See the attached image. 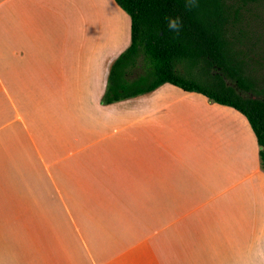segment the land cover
Here are the masks:
<instances>
[{
	"label": "crops",
	"instance_id": "obj_1",
	"mask_svg": "<svg viewBox=\"0 0 264 264\" xmlns=\"http://www.w3.org/2000/svg\"><path fill=\"white\" fill-rule=\"evenodd\" d=\"M79 2L0 0V264H264L246 117L170 84L103 103L131 19L100 0L128 32L101 47Z\"/></svg>",
	"mask_w": 264,
	"mask_h": 264
},
{
	"label": "trees",
	"instance_id": "obj_2",
	"mask_svg": "<svg viewBox=\"0 0 264 264\" xmlns=\"http://www.w3.org/2000/svg\"><path fill=\"white\" fill-rule=\"evenodd\" d=\"M131 19V45L111 65L103 103L147 95L170 84L246 117L260 146L264 171V90L245 77L232 29L244 12H264V0H115ZM179 17L180 28L168 27ZM142 73L129 79L130 71Z\"/></svg>",
	"mask_w": 264,
	"mask_h": 264
},
{
	"label": "rangeland",
	"instance_id": "obj_3",
	"mask_svg": "<svg viewBox=\"0 0 264 264\" xmlns=\"http://www.w3.org/2000/svg\"><path fill=\"white\" fill-rule=\"evenodd\" d=\"M111 6L117 10V5L114 0H109ZM92 2V3H91ZM96 4V7L94 6ZM100 0H80L78 6V15H76V33L79 37H85V33H90V38H94L101 47H106L104 41L109 38L116 39L119 43L124 33H127V25L111 27L103 17L101 11ZM109 4V5H110ZM78 5V4H77ZM119 17H121V14ZM121 19V18H120ZM240 23L236 29H232L229 35V41L235 45V50L239 53V59L243 63L245 77L255 84L256 90H264V12H244L240 18ZM109 22H112L111 20ZM83 23V26H82ZM115 20V24H116ZM110 26V27H109ZM129 26V24H128ZM84 30H83V28ZM89 27V30L86 28ZM123 33V34H122ZM99 38V39H98ZM123 53V52H122ZM121 55V54H120ZM142 73L139 69L130 71L129 79H135ZM135 100V99H134ZM255 197H260L261 194H255ZM261 198V197H260Z\"/></svg>",
	"mask_w": 264,
	"mask_h": 264
},
{
	"label": "clouds",
	"instance_id": "obj_4",
	"mask_svg": "<svg viewBox=\"0 0 264 264\" xmlns=\"http://www.w3.org/2000/svg\"><path fill=\"white\" fill-rule=\"evenodd\" d=\"M197 4V0H185V7H194ZM168 27L173 31H178L180 28V19L179 17L168 18Z\"/></svg>",
	"mask_w": 264,
	"mask_h": 264
}]
</instances>
